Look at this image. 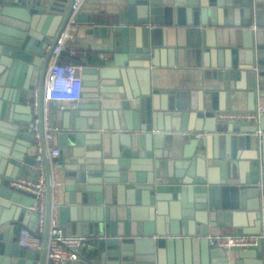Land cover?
Masks as SVG:
<instances>
[{
	"label": "water",
	"instance_id": "95a60500",
	"mask_svg": "<svg viewBox=\"0 0 264 264\" xmlns=\"http://www.w3.org/2000/svg\"><path fill=\"white\" fill-rule=\"evenodd\" d=\"M122 1L111 20L75 17L104 39L109 58L59 56L80 69L85 100L60 125L52 118V161L73 180L62 188V230L94 242L89 258L67 264H264V115L249 126L215 117L231 109V91L247 93L249 110L264 92V0ZM72 3L0 0V264H50V165L41 250L13 238L14 221L31 232L37 222L34 197L13 182L37 167L38 143L47 161L43 88ZM164 57L201 69L204 87L153 88L151 68ZM226 228L260 238L231 256L207 240Z\"/></svg>",
	"mask_w": 264,
	"mask_h": 264
},
{
	"label": "built area",
	"instance_id": "2783aa9c",
	"mask_svg": "<svg viewBox=\"0 0 264 264\" xmlns=\"http://www.w3.org/2000/svg\"><path fill=\"white\" fill-rule=\"evenodd\" d=\"M86 0H73L71 9L72 14L66 29L62 32L57 40V44L53 49L52 61L48 67L45 78L42 99L43 113V132L44 140L50 157H56L59 154V149L50 147L53 135L57 132L56 127H53L51 118L48 116V106L50 103H60L62 105L68 103H77L80 101L82 78L80 69L72 63H58L56 60L60 56L61 51H69L71 56L76 53V48L67 44V41L72 37V31L76 28L75 17L80 13V9ZM32 99V114L38 113V91L35 89L31 93ZM264 115V107L257 104L252 110H224L218 111L215 114L216 120L220 122L241 121L258 123ZM31 130L38 139V119L32 122ZM192 136H204L205 133L190 132ZM50 148V150H49ZM41 146L37 144V154L35 161L40 170L39 176L35 179L18 178L13 182V186L22 191L31 194L35 203L31 207L32 211L37 214L36 231L31 232L28 229H23L17 237V244L21 247L41 250L42 235L44 233L45 223V204H46V175L42 164ZM58 181L54 178V173L51 172V189H50V219L48 240L46 245V255L50 264H67L68 262L78 261L82 257V251L90 247L87 239L83 236H74L64 234L63 228L59 221V205L56 202V193ZM259 235L254 234H219L208 236V244L211 247H218L224 250L232 249H249L256 245Z\"/></svg>",
	"mask_w": 264,
	"mask_h": 264
},
{
	"label": "crops",
	"instance_id": "0c3cea01",
	"mask_svg": "<svg viewBox=\"0 0 264 264\" xmlns=\"http://www.w3.org/2000/svg\"><path fill=\"white\" fill-rule=\"evenodd\" d=\"M125 2L122 0H86L85 3L82 5L80 9V13L86 16H90L95 18L96 20L100 21H108L113 19V17L119 13V10L124 6ZM91 25L88 23H79L76 25V28L72 31V37L67 41V44L71 47L76 48L75 57L79 58L80 60H84L88 63H93L96 60L109 58V54L106 51L107 47L103 46L104 39L95 38L93 35L89 33ZM177 58H175L176 62ZM56 62L58 63H67V61L61 57H59ZM162 62L163 65H159L157 67L151 68V75H150V85L153 88H160V89H173V88H184L186 90H196L204 87L202 84L204 83L202 79L201 69L185 66L179 67L177 64L173 66L168 65V59L163 58ZM264 88V87H263ZM259 88L258 97L255 101V106L257 104L264 107V92ZM31 100V94H30ZM84 102L85 100L80 99L79 102ZM231 109L236 111H243L249 110L247 105V93L245 91H231L230 97ZM77 103H68V104H60V103H50L48 106V116L51 118L52 125L53 117L54 121L60 125L63 119V113L72 107H75ZM31 104V101H30ZM231 123V122H227ZM238 126H249L252 125L250 122L241 121L237 123ZM50 147L58 148V140H57V133L55 132L53 135V139L51 141ZM50 150V148H49ZM52 157L50 154L47 153V161L42 158V164L44 167L45 175H46V164L48 162L50 165V172L54 173V178L58 181V188L56 193V202L59 205V221L62 228L66 226V218H65V211L64 208L66 207L63 203V187L65 184L72 183L73 180L71 179H64L63 174L60 177L59 170L57 169V164L53 163ZM40 174V170L35 165L28 166L26 172L20 178H27L35 180ZM19 207V205H17ZM14 217L12 218V221ZM13 238H16L19 235V232L23 229H27V226L22 225L20 222L14 221L13 222ZM67 235H74L77 236L75 233L67 232ZM219 234H236L233 229L226 228V229H213L210 231L208 236H215ZM84 237V236H83ZM87 239L90 247L84 249L82 251V257L78 260L79 262H84L86 258H89L92 249L94 248L93 240L88 236H85ZM238 250L232 249L227 250L229 255L233 256ZM46 260L47 255H45ZM233 258L231 257L230 264H232Z\"/></svg>",
	"mask_w": 264,
	"mask_h": 264
}]
</instances>
